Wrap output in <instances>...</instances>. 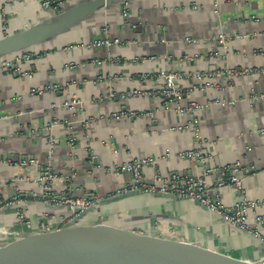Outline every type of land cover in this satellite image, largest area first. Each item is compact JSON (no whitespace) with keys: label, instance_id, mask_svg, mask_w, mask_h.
<instances>
[{"label":"crops","instance_id":"crops-1","mask_svg":"<svg viewBox=\"0 0 264 264\" xmlns=\"http://www.w3.org/2000/svg\"><path fill=\"white\" fill-rule=\"evenodd\" d=\"M125 1V10L117 3L99 10L79 27L31 48L28 60L0 75V227L15 234L0 238V249L24 234L70 226L74 214L63 207L44 216L45 204H60L30 196L44 193L33 180L45 167L66 177L72 191L77 186L78 193H94L102 201L131 186L127 174L114 170L131 159H156L144 169L146 182L198 176L202 168L195 159L177 157L196 149L192 131L178 130L192 116L199 121L205 162L251 166L238 174L243 193L250 200L264 199V138L258 134L264 127V0ZM48 13L36 0L10 5L0 0V37L23 30ZM220 34L225 36L223 43L215 40ZM103 36L118 43L65 49ZM8 57L13 58L3 59ZM230 68L253 72L232 79L192 77ZM160 71L189 74L178 82L181 105L203 107L180 117L173 104L157 94L163 85ZM32 90L43 91L31 95ZM133 91L155 95L119 98ZM109 93L115 98L105 99ZM72 100L78 104L70 107ZM114 113L120 118L113 119ZM129 113L137 115L128 119ZM69 135L75 138L73 146L68 145ZM29 158L37 164L21 171L17 162ZM19 176L28 180L15 184ZM218 179L220 175L207 176L208 190L230 206L239 195L231 186L218 187ZM15 188L23 194L17 198L21 206L12 202ZM19 212L32 227L17 222ZM48 219L52 224L44 230ZM80 223L110 232L125 229L131 237H140L144 246L170 251L195 244L211 255L249 262L264 257V225L257 228L258 237L196 203L159 194L129 192L101 204Z\"/></svg>","mask_w":264,"mask_h":264},{"label":"built area","instance_id":"built-area-1","mask_svg":"<svg viewBox=\"0 0 264 264\" xmlns=\"http://www.w3.org/2000/svg\"><path fill=\"white\" fill-rule=\"evenodd\" d=\"M3 4L10 5L14 4L20 0H1ZM44 11H53L54 13L60 12L64 5L69 2V0H36ZM128 3L126 1L123 2L122 8L125 10L127 8ZM243 37H247L244 35ZM225 36L222 34L217 35L215 40L218 43H223ZM117 40H110L107 37H101L99 39H94L87 44H71L67 46L65 49H78L80 47H85L88 49H95L100 47L109 48L112 45L117 44ZM31 54L29 53H21L18 55H13V58L8 57L7 59L0 60V75L3 72H7L12 70V67L15 68L16 64L19 65L20 61L28 60ZM18 70V68L14 69V71ZM253 72V69L242 68V69H224V70H215L208 74L205 73H194L192 74L193 78L196 80H202L205 77H213V78H227L232 79L239 76H247ZM158 76L162 79L163 85L159 91H157L158 96H160L163 100L168 101L173 104L177 114L180 117H184L186 115H192L196 111L200 110L203 106L195 103L189 104V106L184 107L181 105L183 100V92L178 85L179 80L182 77H188L189 74L186 73H172L168 71H160ZM55 89V87H53ZM46 89H44L45 91ZM43 90H32L31 95L34 93H41ZM150 92L145 91H133L128 94H120L119 98L124 99L126 97H135V96H154ZM261 97H264L261 96ZM105 99L115 98V95L109 93L104 96ZM76 101V100H75ZM72 102L68 105L70 107L77 105L78 102ZM54 107V106H52ZM122 115V114H121ZM136 113L126 114L125 117L128 119L136 116ZM113 119H119L120 115L113 114ZM198 118L192 116L191 120L187 122V124L182 127H178V130H190L193 133L194 138L196 139V149L189 150L185 152H181L177 154L179 159H195L196 162H199L205 166H207L206 170L196 176L195 178H183L178 175H172L169 178L163 180L160 183V180L157 178L153 182H146L144 179V169L148 166H153L156 164V159L146 157V158H136L131 159L121 165H118L114 168L116 172H120L123 174H127L131 180V186L128 188H123L121 190H117L114 195H125L129 192H142V193H152L159 194L163 196H169L176 199L188 200L190 202L196 203L199 206L205 208L209 212L218 216L223 222L239 228L241 230L252 232L255 236L259 237V232L257 228L264 225V199L259 200H250L248 199L242 190L241 180L239 179L238 174L241 171L245 173L249 171L251 166L242 167L239 162H236L231 165L224 166H215L209 165L205 162V156L203 151L201 150L202 142L200 143V132L198 128ZM259 136L264 138V127L260 128L258 131ZM75 143V138L71 135L68 136V145L73 146ZM170 153H166V157H170ZM18 168L21 170L29 169L30 166L37 164V162L33 158L29 159H20L18 162ZM21 170V171H22ZM211 173H217L220 175V179L217 181L218 187L222 186H231L234 191H236L239 195V199L235 201L230 206H226L223 202L217 198H213L214 195L212 192L210 193L207 186V176ZM228 174V178L226 179V175ZM27 178L18 177L16 182H24L27 181ZM227 180V181H226ZM66 177L58 175L55 171L51 170L50 167H45L41 170L40 176L38 179L33 180V183L36 187L40 188L44 193V196H50L51 199L48 201H52L53 203L60 204L64 208H68L70 212L73 209L78 208L80 212L85 211L97 203L101 202L102 199L94 193H91L90 196L86 197L84 195L74 194V192L70 189L67 184ZM45 189H49V192H45ZM15 195L12 197V202L19 205L18 201L19 190L17 188L14 189ZM212 194V195H211ZM59 198V199H57ZM10 202L8 205H10ZM21 206V205H19ZM46 216V214H43ZM17 222L25 225L26 228L32 227L31 222L26 220L24 212H19L16 214ZM254 222L255 226L253 227L251 222ZM52 224V219H48L45 226H42L44 230H48V227ZM42 229V230H43ZM13 232H7L3 227H0V238H6L8 236L13 235ZM15 235V234H14Z\"/></svg>","mask_w":264,"mask_h":264},{"label":"water","instance_id":"water-1","mask_svg":"<svg viewBox=\"0 0 264 264\" xmlns=\"http://www.w3.org/2000/svg\"><path fill=\"white\" fill-rule=\"evenodd\" d=\"M124 1L78 0L75 4H65L60 12L48 11L47 18L23 30L0 37V60L6 56L26 53L33 47L48 43L59 35L79 27L96 15L99 10H105L115 3L122 8ZM197 164L203 170L207 169V166L199 162ZM97 165L98 163L93 160V166ZM209 176L216 177L218 174L211 173ZM218 183L215 181V184ZM72 189L74 194H77L79 187L74 186ZM44 191L49 192L50 190L45 189ZM13 195L15 192H11V196ZM78 195L88 197L91 193H78ZM20 196L23 197L22 192ZM30 196L51 199L50 196H44L42 192L30 194ZM122 196L124 195L112 196L82 212L78 208L73 209L70 213L74 214V217L70 220L68 227L50 232L21 235L22 238L19 241L11 243L5 249H0V264H148L160 260H174L186 264H248L264 259L263 257L260 260L249 262L225 255H211L195 244H183L182 249L175 248L172 251L163 246H144L140 243V237H131L125 229L110 232L109 229L103 227L86 226L80 223V220H83L90 211ZM44 207L43 211L46 215L63 209V206L48 203Z\"/></svg>","mask_w":264,"mask_h":264},{"label":"bare ground","instance_id":"bare-ground-1","mask_svg":"<svg viewBox=\"0 0 264 264\" xmlns=\"http://www.w3.org/2000/svg\"><path fill=\"white\" fill-rule=\"evenodd\" d=\"M157 262H159L161 264H186V263H182V262H178V261H174V260H164V261H157ZM248 264H264V260H262L260 262L248 263Z\"/></svg>","mask_w":264,"mask_h":264}]
</instances>
